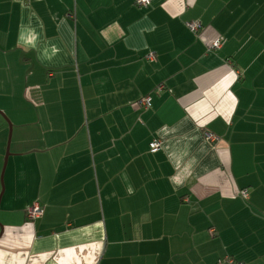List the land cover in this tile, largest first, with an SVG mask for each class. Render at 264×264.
Segmentation results:
<instances>
[{
    "label": "crops",
    "instance_id": "crops-1",
    "mask_svg": "<svg viewBox=\"0 0 264 264\" xmlns=\"http://www.w3.org/2000/svg\"><path fill=\"white\" fill-rule=\"evenodd\" d=\"M0 113V264H264V0H0Z\"/></svg>",
    "mask_w": 264,
    "mask_h": 264
},
{
    "label": "built area",
    "instance_id": "built-area-1",
    "mask_svg": "<svg viewBox=\"0 0 264 264\" xmlns=\"http://www.w3.org/2000/svg\"><path fill=\"white\" fill-rule=\"evenodd\" d=\"M134 2L136 5H138L140 7H147V5L151 2V0H134ZM186 27L188 28V30L190 32H192L194 34L198 33L199 30L201 29V26L196 22L187 23ZM219 48H220L219 41H215L210 45L211 50H217ZM146 58L151 61L154 59V55L148 54ZM136 106L138 108H141V109L150 108L151 107V98L149 96H144V97L139 98L136 101ZM206 139L209 141H212V142L215 141V138L210 134H206ZM149 148H150L151 153H155L161 148V142L159 140L155 139L150 143ZM239 193L243 199L248 198V193L246 190H241ZM42 213H43L42 208H40L37 204L31 205V206L27 207L25 210V215H26L27 221H34V220L38 219L42 215ZM212 232L213 231L211 230V233ZM224 261L228 264H243L239 261H234L233 259L228 258V257H225ZM221 263H222V261L218 262V264H221Z\"/></svg>",
    "mask_w": 264,
    "mask_h": 264
},
{
    "label": "water",
    "instance_id": "water-1",
    "mask_svg": "<svg viewBox=\"0 0 264 264\" xmlns=\"http://www.w3.org/2000/svg\"><path fill=\"white\" fill-rule=\"evenodd\" d=\"M0 115L3 116L2 113H0ZM9 125H10V124H9ZM10 137H11V131L9 130L8 141H7V147H6V155H5V158H4V163H3V169H2L1 178L3 177L4 169H5V167H6L7 159H8V156H9Z\"/></svg>",
    "mask_w": 264,
    "mask_h": 264
},
{
    "label": "trees",
    "instance_id": "trees-1",
    "mask_svg": "<svg viewBox=\"0 0 264 264\" xmlns=\"http://www.w3.org/2000/svg\"><path fill=\"white\" fill-rule=\"evenodd\" d=\"M244 264V263H243Z\"/></svg>",
    "mask_w": 264,
    "mask_h": 264
}]
</instances>
